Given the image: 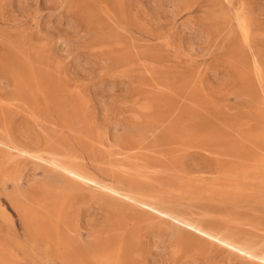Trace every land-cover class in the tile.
I'll use <instances>...</instances> for the list:
<instances>
[{"label":"rangeland","instance_id":"374dc122","mask_svg":"<svg viewBox=\"0 0 264 264\" xmlns=\"http://www.w3.org/2000/svg\"><path fill=\"white\" fill-rule=\"evenodd\" d=\"M44 1L45 0H39L37 6L34 5L32 9L30 8V10L24 12L19 10L17 5L18 0H0V38H8L13 42H23L25 45L24 50L30 53L33 58L31 62L34 63L33 65L35 67L32 64L31 67L35 70H39L41 66L40 70L52 75H54L55 72L57 79L60 77L59 80H62V83L65 82L64 85H69L72 88V93L76 92L74 95L83 93L86 98H90L89 104L92 103L93 105H88V113H91L90 116L93 122L98 120V118L101 119L102 116L98 106V101L100 99H104L108 103L110 107L109 111L111 112L109 113L110 117L108 121L103 123V125L107 126L104 132L100 131L101 135L99 134V138L102 139V144H100L98 141L96 142L98 132L94 133L93 139L95 140H93L92 137H86L80 134L79 131H75L77 129L75 127H66L57 113L51 112V114H46L38 112L30 103L14 97L11 82H8L10 80L4 77L3 79L0 71V84H2L0 85V96H2V98H0L2 99L3 105L8 108L11 114L14 126L16 124L15 128L23 126V124H31V127L34 129L38 128V131L35 129L33 133L34 142L33 140L30 142L19 141L17 145L19 147L21 146V148L18 146L17 148H13V146L11 148V145L9 149L1 148L0 164L4 161V158L11 162L20 161L25 164L26 168L28 167L29 173L31 175L34 174V178L40 179L41 182L60 178L58 177V170L55 168L57 164H81L79 167H81V169L83 168V171L87 168L86 173L90 174V176L95 173V177L92 176V178L97 179L99 184L102 183L100 184L102 186H96L101 189V192L100 189H97L93 184L92 189H89V185H86L78 186L76 190L77 193L82 192L79 197L85 194L83 196L84 199L82 197L80 198L82 201L85 200V197L88 198V200L86 198V205L89 202L87 205L89 207H85V209L90 208L89 212L92 211V215L104 211L103 209H105L106 204L114 200L110 197H123L122 194H116L117 196H114L115 193L112 192L113 195L111 191L105 189L106 187H110L113 190L116 188V190H118L119 188V190H123H118L122 193L125 192L124 188L133 189L135 191L139 187L148 186L150 182L151 184H156V179L165 180L167 178V176H165L167 174L163 172L161 166L159 167L157 165V167L154 166L152 169H149L151 168L149 161L152 163L153 161L161 162L166 160L163 147H160L156 143H152L154 137L150 136L148 139L149 143L148 141L147 143L149 145L146 143L148 149L144 146V149L137 148V150L136 148L135 150L134 148L130 150V147L123 143H120L119 146L115 145L112 143L114 140L109 139V137L113 138L117 133L124 134L134 131L136 128H139L138 126H140L141 122L151 119L153 115L154 119L158 118L162 112L167 111L163 107L169 104L170 101L174 104L173 108L183 107L184 105L187 107V104L190 103H188L183 96L177 95V97H175V93L169 90L170 85H167L168 81L175 82L182 86L193 84L196 93L201 97V106H203L201 110L205 111L204 114L209 119L210 124L222 126L231 122L238 129L249 130L255 135L260 134L264 130V114L258 109L256 100L245 92L241 93L240 96L231 93V91L237 90V83H234V81H224L222 79L223 77L220 76L222 74H233L237 76L238 79L241 77L249 78L250 80L255 79V69L253 68L255 65L254 63L252 65L253 58L257 61L264 60V0H172V3L167 4L166 10L170 12L176 9V12L179 13L173 14L171 12L173 15L170 16L166 10L163 16L155 14L151 10L150 3L152 0H123L121 7L115 4V0H62V3L61 1H56L57 3L55 2L49 10H44ZM36 10H38L39 14L36 13ZM152 14L155 15L152 16ZM166 14L168 16H166ZM14 18H18L17 20L19 22L16 23V21L13 20ZM70 22L74 24L72 25L74 26L73 28L70 27ZM244 23L247 24L249 29L251 28V39L249 42H245L246 40L243 33ZM182 24L187 25L182 26ZM253 33L256 36H254ZM202 35L205 37H202ZM200 39L204 41L201 42ZM190 44L194 46V49L190 47ZM154 54L156 56L159 54L160 56L155 58ZM46 56L52 60L49 61ZM77 65H80V67L77 68ZM225 69H227L228 72ZM164 71H167V78H165ZM213 73L217 74V78L220 79L221 82L218 81L217 78L216 80L213 79ZM226 82L228 83L227 87L223 85L226 84ZM216 84H218L217 87ZM72 86H74V89ZM79 88L80 93L78 92ZM92 92L95 93V95L91 94V96H89ZM223 93H225V95H223ZM95 96L96 98H93ZM155 99L158 102H155ZM159 102L161 104H157ZM92 106L93 109H91ZM189 106L196 108L193 102H191ZM167 107L169 106L167 105ZM93 110L95 111L93 112ZM96 110H99L100 114H97ZM95 113L98 115V118ZM42 114L44 115L43 117ZM176 114L179 116L178 113ZM15 119L20 122L22 121L23 124L22 122L19 123V121L18 123L17 121L14 123ZM28 119L31 123H28ZM25 120L27 122H25ZM55 122L57 123L55 124ZM1 130L0 128V133ZM36 131L37 133L35 134ZM50 137L53 141L50 140ZM107 137L112 142L108 141ZM36 138L38 141H36ZM79 139L80 141L78 142ZM71 144H73V148ZM87 144L89 148L86 147ZM80 145H83L82 147L84 149L86 147L87 150H82L83 148L80 147ZM155 145H157V147ZM67 151L69 153L71 152V155ZM62 152L64 154L67 152L65 154L66 156ZM99 152H101V154H98ZM120 152H122V154ZM138 152H143L142 154L146 156L143 158V155ZM39 153L42 155L41 158H30L32 154L38 155ZM199 153L198 157L201 156ZM22 155L24 157H22ZM194 155L197 156V152L192 154V156ZM43 156H45V158H43ZM152 156L153 158H151ZM142 158L144 162L141 161ZM103 159L107 160V163ZM66 162L68 164H66ZM76 162L79 163L77 164ZM130 162H132L131 164L133 166ZM31 164L34 166H31ZM125 165L128 166L125 167ZM33 167L36 168L34 169ZM30 168H33L31 170L34 172L30 171ZM134 168L138 169L136 170ZM211 170L212 169L208 167L200 172L201 174L203 173L202 175H205L206 178H201L199 176L200 179H198L203 184L205 181L206 186L209 185L207 186L208 191L206 190L204 195L194 199L179 200L186 217L188 219H200L204 222L209 219V221H215L216 224L226 219L225 221L233 224L236 223L238 227L247 223L248 225L246 224L244 227H248H240L243 229V232H241L242 229H239V236L241 235V237L238 236V238H244L245 240L242 239L244 242L247 240H249L248 242H250V240L253 242L255 238L257 239V237H259L257 242L254 240L255 242L253 243H256L255 245L259 251H264V224H262L264 222V195L257 194L253 195L254 197L252 196L241 200L231 193L228 194L227 190V193L220 191L221 187H223L221 178L217 172L218 175ZM0 174V241L2 239L5 241L0 242L2 243L0 245V250L3 252H0V263L70 264V262L64 259L63 254L57 252L56 249L48 246L42 241L37 242V239H35L33 235L31 236L30 224L27 222L28 219L26 214L21 209L30 210L33 204L30 201L20 202L22 206L19 209V200L15 196L18 187H16L13 182L4 179L5 177L2 175L1 171ZM208 176L209 178L207 179ZM136 178L142 179L139 180ZM26 183L25 180H22L19 189H25ZM87 187L89 188L87 189ZM214 187L215 189H213ZM224 187L227 189L225 184ZM84 190L89 192V195H87ZM207 194L214 197L211 199ZM99 195H102L100 196L101 198ZM88 196H91L92 200L91 197L89 198ZM223 196L224 198H222ZM212 201H216L217 204ZM217 201H219V203ZM181 202L183 204L184 202L185 204L189 203L190 205H183ZM228 205L232 206V208ZM33 207L37 212L40 209H38L37 206ZM206 209L211 211H207ZM218 209L220 211L219 213L217 211ZM227 211H232L233 213L231 214L229 212L230 214H228ZM42 212V209H40L39 213L42 214ZM188 214L190 217L187 216ZM235 214L237 215L235 216ZM243 216H247L246 218H248V221L245 220L246 218ZM259 216H262L263 219H261V217L259 218ZM201 217L203 219H201ZM170 225L173 244V233L176 228L173 224ZM260 227L261 229H258ZM259 230L260 232L258 233ZM258 234H260V236H258ZM246 237L249 239H246ZM81 239L85 243H92L95 241L93 234L90 235L86 229L82 230ZM212 248L209 247L208 252L203 254H192L191 251L180 250V254L177 253L174 260L172 259V263L176 264L178 261L179 263L181 262V264L243 263V259L240 256L241 254L235 249L229 250L226 246L221 247L218 245H212ZM4 250H6V252H4ZM160 251V254H157V256L159 255L158 257L156 256V252H154L150 259L147 260V263L168 264V250L164 253L166 257L161 254L163 253L161 248ZM185 253L187 256H185ZM188 255L193 256H189L188 259ZM186 257L187 261L184 259ZM190 258H193V261ZM183 259L185 262H183ZM262 263L264 264V261H261V264Z\"/></svg>","mask_w":264,"mask_h":264},{"label":"bare ground","instance_id":"6f19581e","mask_svg":"<svg viewBox=\"0 0 264 264\" xmlns=\"http://www.w3.org/2000/svg\"><path fill=\"white\" fill-rule=\"evenodd\" d=\"M56 1H61V3L63 2L62 0H45L43 3L44 10L45 9H48V10L51 9V6L54 5V3ZM231 1H233V0H231ZM122 3H123V0H115V4L117 6L121 7ZM169 3H172V0H152L150 3L151 10L155 14H157L158 16L159 15L163 16V15H165L163 13L167 9L166 6ZM38 4H39V0H27V1L26 0H18L17 5H18L19 10L25 12V11L30 10V8L32 9V6H34V5L37 6ZM240 6H241V4H240ZM176 8H178V7H176ZM149 11H150V9H149ZM167 12H168L169 16L177 13L176 9H173L172 11H170V12L167 11ZM36 13H38V10H36ZM150 13H151V11H150ZM155 14H152V16ZM168 15L166 14V16H168ZM34 16H35V14H34ZM17 19L18 18H14L13 20L16 21V23H18L19 21ZM69 24H71V22ZM72 25H74V24L72 23L70 25V27L73 28L74 26H72ZM183 25H185V24H182V26ZM12 26H13V24H12ZM14 26H16V25H14ZM187 28H188V26H187ZM12 29H14V28H12ZM250 29L247 26V24L244 23L243 33H244V38L246 40L245 42H249L251 39ZM184 33H185V30H184ZM205 35H206V33H205ZM253 35H254V33H253ZM203 36L204 35H202V37ZM254 36H256V35H254ZM201 40L202 39H200V41ZM203 41H201V42H203ZM190 45H191L190 47L192 49H194V46L192 44H190ZM24 46L25 45L21 41H18V42L14 41L13 42L12 40H10L8 38H5V39L0 38V71L2 74V76L1 75L0 76L2 78L4 77V78H7L10 80L8 82H11L12 90H13V91L12 90L11 91L13 92L14 97L30 103L33 106V108L38 112H42V113H46V114H51V112L57 113V115L62 119V121L64 122L66 127L67 126H68V128L70 126H72L73 128L75 127V128H77L75 131H79L80 134L85 135L86 137L89 136V137H92V139H93L94 133L98 132V135H97L98 137L96 138V142L98 141V143L102 144V139L99 138L101 135L100 133L102 131L104 132V129L107 127V126L103 125V123H105L106 121L109 120L108 119L110 117L109 113H111L109 111L110 107H109L108 103L106 102V100H104V99L99 100L98 99L99 100L98 106H99L100 112L102 113V116H101V119L98 118L97 114L98 113L100 114V112H99V110L98 111L96 110L97 114L96 113L95 114H96V117L98 118V120L93 122L92 117L90 116L91 113L90 114L88 113V109H89L88 105L92 104V103L89 104L90 98H88V97L86 98L85 94H83V93L81 94L79 91L80 88L78 89V92L80 94L74 95V93H76V92L72 93V91H73L72 88L69 85H66V84L64 85L65 82L62 83V80H59L60 77H59V79H57V77L55 76V74H56L55 72H54V75H52L48 72L40 70L41 66H40L39 70L38 69L35 70L33 67H31V64L32 65L34 64L31 62L33 58L31 57L30 53H28L24 50ZM188 46H189V42H188ZM151 53H154V52H151ZM159 56L160 55L158 54L157 56L155 55L154 57L156 58ZM46 58L49 61L52 60V59L50 60V58L47 56H46ZM42 63H44V62H42ZM253 63L255 65V67H253L255 69L254 70V77H255L254 80H250L249 78H245V77H241L242 79L241 78L238 79V77L233 75V74H227V75L222 74L223 76L222 75H220V76L223 77L222 79L224 81H234V83H237V90L233 91V92L231 91V93L236 94L237 96H240L241 93H244V92L247 94H250L252 96V98H254V100H256V102L258 103V109L264 114V76H263L264 60L257 61L256 59L253 58L252 65H253ZM259 66H261V67H259ZM79 67H80V65H77V68H79ZM220 67H221V64H220ZM81 69H82V67H81ZM225 70H227V69H225ZM164 72H165V78H167V73H166L167 71H164ZM169 72H170V70H169ZM227 72H228V70H227ZM213 74L214 75L212 77H213V79L216 80L217 74L216 73H213ZM171 76H172V71H171ZM171 76H169V77H171ZM169 77H168V79H169ZM174 78H175V76H174ZM161 80H163V79H161ZM217 80L220 81V79H218V78H217ZM168 83H167V85H170L169 90H172L175 93L174 94V96L176 95L175 97H177V95L183 96L186 99V101L188 103H190V104H187L188 105L187 107L184 105L183 107L173 108L174 104H172L171 101L169 100L170 102H169V104H167L169 107H167V105H165V107H163L167 111L162 112V114H160L158 118L154 119L153 118L154 115H153V117H152L153 119L151 118V119H148L144 122H141L140 126H138L139 128H136L134 131H130L129 133H124V134L123 133L122 134L117 133L113 136V138L109 137V139L114 140L113 142L111 140H109L107 137V140L111 141L115 145L119 146L120 143L121 144L123 143V144L127 145L128 147H130V150H131V148H134V150H135V148H136V150H137V148H143L144 149V146H145V148H147L146 145L149 143L148 139L150 138V136L154 137V139L152 140V143H156L160 147H163L166 160H163L161 162L153 161L152 163H150V161L148 160L149 164H151L150 165L151 168H149V169H152V167H154V166L157 167V165L159 167L161 166V168H163V172H165V174H167V175H165V176H167V178L165 180H157L156 179V181H157V183L155 181L156 184H154V183L151 184V182H150V184L148 186L139 187L138 189H136L135 190L136 192L133 189L124 188L125 192L121 193L119 191H123V190H119V188H118V190H119L118 191V190H116L117 188L113 190L110 187L104 186V187H106L105 188L106 190L108 189L107 191H111V193L114 192L115 195L112 193L114 196L122 194L123 197L122 198H120V196H119V198L110 197L114 200L107 203L105 209H103L104 211H102L100 213L95 212L96 214L91 215L92 211L89 212L90 208L85 209V207L86 208L89 207V206H87L89 204V202L86 205V203H87L86 198L87 197H85V200L82 201L80 198L82 197L84 199L83 196L85 194H83V196L79 197L82 192L77 193V191H76L78 186L89 185L90 188L87 187V189L88 188L92 189V184L95 185V187L102 184V183L99 184L97 179L92 178V176H94L95 173L92 174V176H90V174L86 173V171H87L86 167H84L86 169H84L85 171H83L82 170L83 168L81 169V167H79V166H81V164L80 165H74L72 163L73 165H61V164L56 163L57 165L55 164L56 165L55 168H56V170H58V177H60V178H55V179H51V180L41 182L40 179L38 180V179L34 178L35 177L34 174L31 175L29 173L28 167L26 168L25 164H23L22 162H20V161L11 162L9 160H5V158H4V161L1 162V164H0V171H1L2 175L5 177L4 179H6L7 181L13 182L14 185L16 187H18V190L16 191V194H15L16 198L19 200L18 204H20V202L23 203L26 201H30L33 204V206H37L38 209L40 208L43 211L42 214H40L39 213L40 209L37 212L33 206H31L30 210L21 209L26 214L27 219H28L27 222L30 224L29 228L31 230L30 231L31 236L33 235V237L35 239H37V242L42 241L43 243H46L48 246L53 247L54 249H56L57 252L63 254L64 259L66 261L70 262V264H148L149 262L147 263V260L150 259L151 255L154 252H156V256H157V254H160V252H161L160 248L163 252V253H161L162 255H165L164 253L168 250L169 260L167 262H169L168 264H173L172 259L174 260L175 255L177 253L180 254V252H179L180 250H188L189 252L191 251L192 254L193 253L203 254V253L208 252L209 247L212 248V245H218L221 247L226 246V248L228 247L229 250L230 249L237 250L241 254L240 255L241 258L243 259L242 264H261V261H264V251L263 250L259 251V249L255 245L256 243L255 244L253 243V242H255L254 240H256V242H257V239L259 237H257V239L253 238L254 239L253 242L251 240H250V242H248L249 240L244 242V241H242V239L245 240L244 238H242V239L238 238V236L240 234L239 229L240 230L242 229L240 227H244L247 223L245 225L242 224L243 226L238 227V225L236 223L235 224L229 223L228 221H225L226 219H224V221H221V222L219 221L218 224H216L215 221H209V219L206 220L207 222L206 221L204 222L200 219H188L186 217V214L184 213L183 208L180 205V201H179L181 199H194V198H198V197H201L202 195H204L205 191L207 190V186H209V185L206 186L205 181L203 184L198 179H200L199 176L201 178L202 177L206 178V176L202 175L203 173L201 174L200 172L204 171L208 167L211 168L215 173L217 172L219 174L221 181L223 183L222 184L223 187H221L220 191H224L225 193H227V191H228V194L231 193L241 200H244L245 198L252 197L253 195H257V194L264 195V130L260 134L255 135L252 132H250L249 130L238 129L233 123L228 122V121H227L228 123H226L222 126L212 125V124H210L209 119L205 116V114H204L205 111L201 110L203 108V106H201V102H202L200 99L201 97L196 93V90H195L193 84H188L186 86H182V85L177 84L175 82L168 81ZM244 83H247V84H244ZM159 84H161V83H159ZM221 84H223V83H221ZM227 84L228 83L226 82V84H223V85L224 86L226 85V87H227ZM0 85H2V84H0ZM217 85L218 84H216V87H217ZM72 87L74 89V86H72ZM219 87H220V85H219ZM164 88H166V87H164ZM222 88H223V86H222ZM0 89H1V86H0ZM228 89H229V87H228ZM111 91H112V89H111ZM220 93H221V91H220ZM91 94L95 95V93L92 92V93H90L89 96H91ZM223 95H225V93H223ZM226 95H227V92H226ZM0 97L2 98V96H0ZM1 98H0V128L2 130L0 133V149L1 148H4V149L8 148L9 149L10 145H11V148H12V146H13V148L14 147L17 148V146H18L17 144L19 141H21V142L22 141H29L30 142L33 140V142H34V139H33L34 134L33 133H34V130L36 128L34 129L33 127H31V124L30 125L23 124L22 121L21 122H22L23 126H18L15 128L16 124L14 126V124L12 122L11 114L8 111V108H6V106L3 105ZM93 98H96V96ZM93 98H92V100H93ZM156 101L157 100L155 99V102ZM191 102L195 103L196 108L189 106V105H191ZM12 103H11V105H12ZM157 104H161V103L159 102ZM11 105H10V107H11ZM156 107H158V106H156ZM15 109H17V108H15ZM91 109H93V106L91 107ZM96 109H98V108H96ZM94 111L95 110H93V112ZM176 111H178V112H176ZM13 112H14V110H13ZM176 113H178L179 116H177ZM43 116L44 115L42 114V117ZM148 118H150V117H148ZM16 119H18V118H16ZM16 119H15L14 123L17 121ZM18 121H17V123H18ZM46 121L49 122L48 120H46ZM21 122L19 121V123H21ZM25 122H27V121L25 120ZM58 122H59V119H58ZM28 123H31V121L29 122V119H28ZM56 123L57 122H55V124ZM59 124H60V122H59ZM63 128H64V126H63ZM37 131L35 132V134L37 133ZM63 132H65V131H63ZM47 133H46V135H47ZM56 133H57V130H56ZM74 133H76V132H74ZM42 135H43V132H42ZM50 140H52L51 137H50ZM74 140H75V138H74ZM93 140H95V139H93ZM36 141H38L37 138H36ZM79 141H80V139L78 140V142ZM147 141H148V143H147ZM75 142H76V140H75ZM57 144H59V143H57ZM81 144H83V143H81ZM66 145H67V143H66ZM72 145L73 144H71V146ZM157 145H155V146L157 147ZM46 146H48V145H46ZM82 146L80 145V147H82ZM87 146H88V144L86 145V147ZM120 146H123V145H120ZM86 147H85V149L83 147H82L83 149L82 148L81 149L87 150ZM149 147H151V146H149ZM19 148H21V146ZM72 148H73V146H72ZM87 148H89V147H87ZM75 149H73V150H75ZM97 150H99V149H97ZM92 151H94V150H92ZM6 152H8V151H6ZM19 152H20V150H19ZM195 152H197V156H195V155L192 156V154ZM42 153H44V152H42ZM120 153L122 154V152H120ZM138 153L142 154L143 152H138ZM198 153L201 155L200 157H198L199 156ZM22 154L25 155L24 153H22ZM69 154L71 155V152ZM95 154H96V152H95ZM98 154H101V152H99ZM146 154H147V152H146ZM18 155H19V153H18ZM23 155H22V157H24ZM34 155L35 154H32V156H30V158L32 159V157H36V158L42 157V155L40 153L38 155H35V156ZM60 155H62V154H60ZM138 155H140V154H138ZM28 156H29V153H28ZM50 156H51V154H50ZM145 156L143 155V158ZM127 157H129V156H127ZM131 157H133V156H131ZM187 157H189V158H187ZM36 158H34V159H36ZM43 158H45V156H43ZM100 158H103V157H100ZM134 158H136V157H134ZM143 158L141 161H143ZM151 158H153V156ZM39 160H41V159H39ZM103 160L105 162L107 161L105 159H103ZM109 160H110V158H109ZM135 160H133V161H135ZM154 160H155V158H154ZM43 161H45V160H43ZM98 161H100V160H98ZM101 163H103V162H101ZM131 163L132 162H130V164ZM66 164H68V163L66 162ZM146 165H147V163H146ZM31 166H34V165L31 164ZM82 166H83V164H82ZM127 166L125 165V167H127ZM138 166H136V167H138ZM129 167H131V166H129ZM33 168L35 169L36 167H33ZM33 168H30V171H33V170H31ZM147 168H148V166H147ZM134 169H136V168H134ZM145 169H146V167H145ZM147 172H148V169H147ZM210 172H209V174H210ZM131 175H133V174H131ZM160 176H162V175H160ZM208 178H209V176L207 177V179ZM136 179L141 180L142 178L141 179L136 178ZM160 179H161V177H160ZM22 180L23 181L25 180L27 183L25 184L26 188L23 190H20L19 185H20ZM211 181H212V179H211ZM224 184L226 185L227 189L224 187ZM218 185H219V183H218ZM100 186H102V185H100ZM96 188L100 189L98 187H96ZM213 189H215V187ZM216 189H217V187H216ZM92 191L96 192L95 190H92ZM100 192H101V189H100ZM86 193H87V195H89V192H86ZM212 193H214V192H212ZM225 193H223V194H225ZM96 194H95V196H96ZM207 195H209V197H211L210 194H207ZM100 196H102V195H99V197ZM103 196H104V194H103ZM206 197H208V196H206ZM213 197H211V199ZM222 198H224V196ZM95 199H97V198H95ZM87 200H88V198H87ZM91 200H92V197H91ZM100 201H102V200H100ZM219 201H217V202L219 203ZM212 202L217 204L216 201H212ZM14 204H16V203H14ZM181 204H183V203L181 202ZM184 204H185V202H184ZM187 204H189V203H187ZM187 204H185V205H187ZM220 204H221V202H220ZM21 206L22 205L20 204L19 209ZM228 206H230V205H228ZM232 206H233V204H232ZM232 206H230V207L232 208ZM248 209H250V208H248ZM207 211H211V210L208 209ZM217 211H218V213L220 212L219 209ZM190 212H191V210H190ZM223 212H225V211H223ZM229 212L231 214L233 213L232 211H229ZM229 212L227 211L228 214H230ZM210 213H212V212H210ZM248 213H246V214H248ZM194 214H195V212H194ZM212 214H214V213H212ZM224 214H226V213H224ZM215 215H217V214H215ZM236 215L237 214H235V216ZM250 215H252V214H250ZM187 216H189V214ZM226 217H228V216H226ZM243 217H245V216H243ZM248 217H250V216H248ZM260 217H261V219H263L262 216H259V218ZM201 219H203V218L201 217ZM247 219L248 218H246L245 220H247ZM234 222H236V221H234ZM170 224H173L176 228L175 232L173 233V244H172V235H171V231H170V226H171ZM262 224H264V222ZM253 225H254V223H253ZM253 225H251V226H253ZM246 227H248V226H246ZM246 227H244V228H246ZM83 229H86L90 235L93 234V236L95 238L94 242L85 243L82 241L81 232ZM258 229H261V227ZM241 232H243V229ZM259 232H260V230L258 231V233ZM170 236H171V238H170ZM258 236H260V234H258ZM239 237H241V235ZM250 237H252V236H250ZM246 239H249V238L246 237ZM1 241H4V240L2 239ZM17 242H18V239H17ZM167 242H168V245H167ZM1 244L2 243H0V245ZM6 245H9V244H6ZM212 249H214V248H212ZM10 250H12V249H10ZM0 252H2V251L0 250ZM4 252H6V250H4ZM53 252H54V250H53ZM185 256H187L186 253H185ZM189 256L191 257L193 255H188V259H189ZM165 257H166V255H165ZM13 258L15 259L14 256H13ZM4 259H5V257H4ZM164 259H163V261H164ZM184 259H186V261H187V257ZM184 259H183V262H185ZM190 259L193 261V258H190ZM180 261H182V260H180ZM178 263H179V261H178ZM178 263H176V264H178ZM0 264H3V263H0ZM179 264H181V262Z\"/></svg>","mask_w":264,"mask_h":264}]
</instances>
